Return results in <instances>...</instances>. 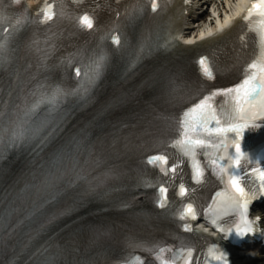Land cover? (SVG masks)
<instances>
[{
    "label": "snow or ice",
    "instance_id": "snow-or-ice-1",
    "mask_svg": "<svg viewBox=\"0 0 264 264\" xmlns=\"http://www.w3.org/2000/svg\"><path fill=\"white\" fill-rule=\"evenodd\" d=\"M253 12L264 17V0H257L254 9L249 12V16H251ZM4 19L5 17L0 16V21H3ZM83 20L89 27L92 26L87 15ZM262 23H264V21H262ZM207 59V57H201V64L203 65V62ZM249 67L253 70L252 75L246 76L241 83L234 85L233 87L217 89L216 93L213 94H231L233 104L230 111L223 113V121L221 120L220 115H217L215 108L207 104L208 97L199 104L194 105L193 108L189 109L188 113H186V117H190L195 122V129L206 133L209 137L213 134L219 137H227L229 133H234L236 135L237 140H233L236 153L230 157V160L232 161L231 166L237 170L241 168L242 158L248 156V154L243 151L241 144L238 141L243 140L246 129L249 127H259L260 125L257 124V120L264 118V76L258 78L255 74V70L257 69V64L255 62ZM212 121H215V126L212 125ZM185 128L187 134V118L185 120ZM190 142L199 146L217 147V145L213 144L211 139L207 138H196L192 139ZM162 159L166 161L167 157H162ZM255 163L259 165L260 160L257 159ZM174 167L175 166H173V168ZM248 171H250L258 180L259 187L254 183L252 184L251 191H249L241 182L244 173L239 171L229 173L228 183L232 188L233 194L227 203V207L238 213L239 221L236 223L234 229H221V231H226L229 235L234 231L240 238L255 231L254 221L249 219L250 205L257 196H264V167H252ZM163 192L166 193L167 189H163ZM187 211H192L191 204L187 206ZM257 219H259V217H257ZM180 251L181 253H184L185 251L187 252L186 264H190L193 249H181ZM210 251L219 264H229L227 252L223 250ZM165 264H167V262H165Z\"/></svg>",
    "mask_w": 264,
    "mask_h": 264
},
{
    "label": "bare ground",
    "instance_id": "bare-ground-1",
    "mask_svg": "<svg viewBox=\"0 0 264 264\" xmlns=\"http://www.w3.org/2000/svg\"><path fill=\"white\" fill-rule=\"evenodd\" d=\"M241 2H242V0H240V1L237 0L236 1V6H234L233 8H231V13H227L228 15L226 14L225 17L226 16L227 17H230V16H232L233 13L236 14L238 12V10H239L238 8H239ZM191 15H193V14H185V13L179 12V13L176 14V16L174 18L175 19V25L177 26V29L181 31L182 34H184V27H183V25H184L185 22H187V20L189 19V16H191ZM194 16H196V13H194ZM194 18L192 19L193 20L192 22H195L196 21ZM218 21H219V25H222L223 26V24H222V23H224L223 18H221V21H220V19ZM228 21H233V20L232 19L227 20L225 22L226 25H227V23H229ZM189 24H190V22H189ZM236 24H237V21H235V23L233 25L229 26L227 28V30L229 32H231L232 31V28H234L236 26ZM202 25L203 26L202 27H199L198 29H196V28H188L187 31H186V37H190L189 39H191L193 41L197 40L196 35L199 34V33H203L206 30L204 28L208 27V25H210V24H205V25L202 24ZM207 29L208 30H211L213 28H207ZM197 30H201V31L199 33H196ZM144 37H145V34L142 35V38H144ZM156 37H158L160 39V42H162L163 44H169V43H171V41L174 38V36H172V34H171L170 31L162 30V29L156 30ZM200 37H202V36H199L198 39ZM152 38L153 39L151 40V43H153L154 41L156 42L158 40V39H156L154 37H152ZM211 39H213V37L209 38L208 40H211ZM247 258L248 257L240 258L239 261L242 262V261H244Z\"/></svg>",
    "mask_w": 264,
    "mask_h": 264
},
{
    "label": "rangeland",
    "instance_id": "rangeland-1",
    "mask_svg": "<svg viewBox=\"0 0 264 264\" xmlns=\"http://www.w3.org/2000/svg\"><path fill=\"white\" fill-rule=\"evenodd\" d=\"M235 2L236 0H217L208 5L205 10L200 11V27L203 26L202 24H214L219 18H223L226 13L231 11Z\"/></svg>",
    "mask_w": 264,
    "mask_h": 264
}]
</instances>
